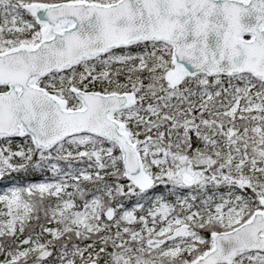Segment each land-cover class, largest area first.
I'll return each instance as SVG.
<instances>
[{
    "label": "snow or ice",
    "instance_id": "snow-or-ice-1",
    "mask_svg": "<svg viewBox=\"0 0 264 264\" xmlns=\"http://www.w3.org/2000/svg\"><path fill=\"white\" fill-rule=\"evenodd\" d=\"M0 183V264H264V0H0Z\"/></svg>",
    "mask_w": 264,
    "mask_h": 264
},
{
    "label": "trees",
    "instance_id": "trees-1",
    "mask_svg": "<svg viewBox=\"0 0 264 264\" xmlns=\"http://www.w3.org/2000/svg\"><path fill=\"white\" fill-rule=\"evenodd\" d=\"M2 187H3V184L0 185V191L4 190Z\"/></svg>",
    "mask_w": 264,
    "mask_h": 264
}]
</instances>
